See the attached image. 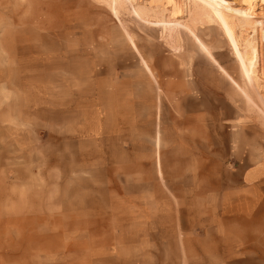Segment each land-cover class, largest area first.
Here are the masks:
<instances>
[{
  "label": "rangeland",
  "instance_id": "obj_1",
  "mask_svg": "<svg viewBox=\"0 0 264 264\" xmlns=\"http://www.w3.org/2000/svg\"><path fill=\"white\" fill-rule=\"evenodd\" d=\"M251 3L0 0V264H264Z\"/></svg>",
  "mask_w": 264,
  "mask_h": 264
},
{
  "label": "bare ground",
  "instance_id": "obj_2",
  "mask_svg": "<svg viewBox=\"0 0 264 264\" xmlns=\"http://www.w3.org/2000/svg\"><path fill=\"white\" fill-rule=\"evenodd\" d=\"M251 2V0H250ZM255 0H253V3L250 4V11L253 10ZM207 5L209 6V8L211 9V11L221 20V22L224 24L226 32L228 33V36L230 38V40L232 41L233 45H234V49L236 51V53L238 54V57L240 59V63L243 69L244 74L249 75V71L247 69V64H246V59L248 58L247 56H243V54L240 52L238 43L236 38L234 37V33L232 31V29L230 28L227 19H226V15H225V11L222 7H220L218 4L215 3H207ZM260 7L262 9V12H264V0H260ZM252 14H254V11L252 12ZM21 39V38H19ZM17 40L10 34H5L3 35V37L0 38V48L7 53V61H8V66L6 67L7 69V74H0V77H2V79L4 80L5 83L7 84V97L8 99H11V94H10V85L13 83V78H12V69H13V58L15 57V45H16ZM246 58V59H245ZM24 63L22 65H20L19 67L21 69H25L26 67V62L23 61Z\"/></svg>",
  "mask_w": 264,
  "mask_h": 264
}]
</instances>
